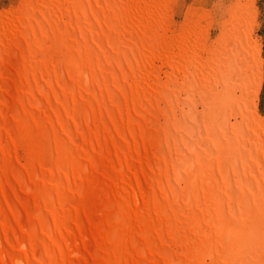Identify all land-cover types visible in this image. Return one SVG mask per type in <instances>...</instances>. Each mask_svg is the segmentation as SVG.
Instances as JSON below:
<instances>
[{
  "label": "bare ground",
  "instance_id": "1",
  "mask_svg": "<svg viewBox=\"0 0 264 264\" xmlns=\"http://www.w3.org/2000/svg\"><path fill=\"white\" fill-rule=\"evenodd\" d=\"M242 19H234L216 72L231 68L229 83L235 89L244 85L245 95L231 94V86L217 92L218 77L203 76L201 50L188 53L186 39L166 55L159 19L140 16L134 0H45L41 7L28 0L17 25L0 21V264L229 263L221 252H234L241 231L235 240H225V228L237 227L229 226L228 220L221 225L228 219L225 201L218 193L212 209L199 192L201 187L196 190L193 184L188 164L198 157L200 142V146L192 143L194 147L191 140L183 144L180 157L174 150L165 153L168 145L162 140L155 163L147 154L152 140L162 139L165 132L159 118L174 97L170 86L178 81L187 88L185 101L198 92L206 100L220 95L221 101L239 103L242 119L232 121V128L239 138L249 137L251 151L254 146L260 151L257 161H264V129L255 123L259 73L248 51V22L245 25ZM54 55L60 65L58 78L47 67ZM78 79L87 93L85 103L77 93ZM226 145L222 159L232 157L233 141ZM221 148L220 143L214 145L217 153ZM19 150L32 158L25 175L16 162ZM44 150L52 164L50 176L39 172L38 154ZM210 152L213 158L216 152ZM262 174L264 184V166ZM225 184L234 202V188ZM218 210H222L220 223ZM209 224L215 225L213 232L206 231ZM43 231L47 238H42Z\"/></svg>",
  "mask_w": 264,
  "mask_h": 264
},
{
  "label": "rangeland",
  "instance_id": "2",
  "mask_svg": "<svg viewBox=\"0 0 264 264\" xmlns=\"http://www.w3.org/2000/svg\"><path fill=\"white\" fill-rule=\"evenodd\" d=\"M27 2H28V0H0V21L3 20L7 25H9L11 27L17 25L18 24V18L20 16L21 12L23 11L24 6L26 5ZM44 2H45V0H35V4L38 7H41L44 4ZM134 2L139 7V15L140 16H144L145 18H149V17L153 16L154 19H159L160 25L163 27L162 32L164 34V41H165L164 43H165V47H166L165 48L166 49V52H165L166 55L172 54L173 49L175 47L177 48L182 43V40L186 39L185 41L187 42V45H188V47H187V52L189 51L188 53H190L191 50L194 48L197 50L198 49L201 50V59H202L203 68H204L203 76H207V74L210 73L212 79H213L214 75H215V77H218L217 80H215V78H214V81H217L216 82L217 86L215 87L216 91H217V89H218V91H222V89L225 90V87L231 86V88H230L232 91L231 94L236 93V94L245 95L246 94V88L244 87V85L242 86V88L235 89V87L233 85H231V83H229L230 82L229 81L230 76L233 75V71L231 70V68H230L229 72H228V70H222L221 69V71H223L222 74L220 73L219 70H217L219 73L216 72L220 57L223 53V50H224V47H225V44L227 41L226 36L228 35V32H229L230 28L232 27V24L234 23V19L236 18V16H239L240 18L243 17L242 23H244L246 25V23L248 22L247 30H246V33H247L246 34L247 35L246 41L248 44V51H249L250 56L256 61L258 73H259V75H258L259 89H258V94H257L256 100H255V123L264 129V0H134ZM236 23H237V21H236ZM157 64H159V63L157 62ZM47 67L53 72L54 76L56 78H58V74L60 71V65H59L57 56L54 55L52 57H49ZM162 69L164 70V68H162ZM167 70L168 69L165 68L164 71H167ZM187 73H188V76H190V73L189 72H187ZM91 74H92V72H90V76H91ZM44 77L46 78V75H44ZM164 78H166V77L164 76ZM70 81H71L70 79H69V81H67L69 83L68 84L69 89H70ZM77 82H78L77 83V93H79L78 95H79L80 99L85 103L87 101V97H86L87 93L84 89L82 81L80 79H78ZM177 82L175 83V86H170L171 94L174 93V97H173L174 99L172 98V100L174 102H172V100L171 101L169 100L166 103V107L168 106L167 110L165 109L166 113L164 112V115L159 118L160 119V122H159L160 127H164L165 132L162 134V139L154 138V140H152L153 141L152 147H151L152 149L150 150V152H148L149 154H147L148 158L153 163L157 162V160L160 158L161 153H162V151H161V149H162L161 144L163 143V142H161L162 140L164 141V143H163L164 145H168V146H166L165 153L170 154V153H173V150H174L175 153L178 152V154H180V157L182 156V152L181 153H179V152L181 151L183 144H185V143L188 144L187 142H189V140H191V143L189 142V145L190 146L192 145L191 147H194L193 144L195 145V144H198L200 142L201 146L198 144L200 146V150H199L200 153H198V155H197L198 157L195 160H192V162L189 161V164H188V168H189L188 171H189V173H191V177L194 180L193 184L196 183L194 185L195 187L197 186L196 190H199L201 187L202 191L199 190V192H202L203 196L206 195L205 196L206 197V199H205L206 204L208 206H211L212 209H213V205H215L214 204L216 202L215 197H217L218 193L221 195L222 200L225 201V203L227 205V209H228V214L226 217L224 216V214L221 216H224L225 218H228V219H226L224 221L222 220L223 223H225V224H223L221 221V223H222L221 225H227V222H225V221L228 220L229 226H230V223L237 226V227H235L236 228L235 231L230 230L229 227L227 229L225 228V236H224L225 240H228V239L229 240L230 239L235 240L237 238L236 237L237 232H239L238 230L241 231V237L237 240L238 243L236 242L235 247L233 245V247L235 248V249L233 248L234 252L233 251L226 252V250H225L224 252H221V257H223V259L228 257L229 258L228 264H238V263L239 264H248V263L249 264H264V261H263V259H264V212L262 211V210H264V208H263V206H264V202H263L264 184H262V178H263L262 173H263L264 161L260 160L261 163L259 161H257V158L259 156L260 151H259L257 146H254L255 151H253V150L251 151V146H249L251 144V142H249L250 141L249 137L244 134L243 136H240V138H241L240 139L239 136H237L235 129H233L235 126V124L233 122H236V120L240 121L242 119L241 118L242 116L240 114L241 113L240 112L241 111L240 110L241 105L239 103H234L232 100L231 101L230 100L229 101H224V100L221 101L222 96H220V95H218L216 97H211V95H210V96H208L209 99L206 100L207 97L206 96L202 97L201 95H198V92H195L194 95L191 94V95H193L192 97L195 99L192 98L190 101H185L184 97H186L188 95V92H186L187 88H184V86H182L181 83H177ZM201 84L204 86L206 83H205V81L202 80ZM221 86H222V88H221ZM174 88L177 92L173 90ZM178 91H180V92L178 93ZM99 92H98L99 94L103 93V91H100V90H99ZM175 93H178V94L175 95ZM196 95L198 96L197 98H196ZM180 97H181V99H180ZM177 98H179V99H177ZM223 98H224V95H223ZM200 99H203V100H200ZM182 100H184V101H182ZM191 101L194 103H192ZM219 101L222 104H220ZM107 104L110 106V102H108ZM209 104L211 106H213V108ZM224 104H225V106L227 105L226 108H225V106H221ZM160 105L165 107V104H163V102H161ZM206 106H208V107H206ZM177 107H178V110H176V112H175V109H177ZM180 107L183 108V110ZM189 107H191V108H189ZM220 107L222 108V111H221ZM172 108H174V109H172ZM192 108L194 109V111L192 110ZM209 108H211V109H209ZM228 108H230V109H228ZM182 112L184 114V117L186 116V118H184L182 116L183 115ZM226 113H228L227 114L228 116L230 115L229 116L230 118L228 116H226ZM168 114H169V116H168ZM189 114H191V115H189ZM179 117L182 119H180ZM161 119L164 120L165 122L161 121ZM103 120H105V118H103ZM228 120H229V122H227ZM119 121L117 120L118 123H119ZM204 121L207 123H203ZM164 123H165V125H164ZM187 123L188 124L190 123V124L188 125ZM168 124H169V127H168ZM217 125H219V126H217ZM206 126H208V128ZM232 126H233V128H232ZM173 127H175V129ZM180 127L183 129H181ZM170 128H171V131L168 130ZM215 128L217 131L215 130ZM243 130L241 129V132ZM183 131H185V132L182 134ZM190 131H192V133ZM201 131H202V133H200ZM205 131H207V132L205 133ZM185 133H186V135H185ZM223 133H225V134H223ZM242 133H244V132H242ZM172 134H173V136H172ZM78 135L79 134L75 135V138L77 139V141L80 140V135L79 136ZM227 137H229V138H227ZM174 139H176L175 140L176 142L174 141ZM178 139H181V140H178ZM228 141H233V147L234 148H233V150L230 148V150H232V152L230 151V153H232V157L227 155L226 157H223V159H222V156L225 155L224 154L225 153L224 151L226 150L225 146H227L226 144ZM216 143L217 144L220 143V146L223 148V149L221 148L218 153H217V150H214V145H217ZM248 143H249V145H248ZM153 144L154 145L156 144V145L154 146ZM177 144H179V145L177 146ZM241 145H242V148H241ZM204 146H206V147L209 146V147H207V149L204 150ZM171 148H172V151L170 152L169 150H171ZM209 149L210 150L212 149V151L216 152V153L213 152L214 153V155H212L213 158H210L211 152ZM153 150H155V151H153ZM207 150H209V151H207ZM204 151H205V153H204ZM237 153H239L240 155L239 154L237 155ZM250 153H252V154H250ZM25 155H26V157H25ZM38 156H39L38 157L39 172L41 173V175L50 176L52 173V164H51L47 150H44L41 154H38ZM240 156H241V158H243L245 160L241 159ZM245 157L248 158L249 160L251 158L250 161H252L253 163L250 162ZM30 158L31 157L27 156L26 152L23 150H19L17 152V156H16L17 161L16 162L20 165V167L22 168V171L24 170L22 173L23 175H25L28 171V167H29L28 164L31 163V161H32V158L31 159ZM214 158H216V159H214ZM239 159L241 161H239ZM197 161L199 162V164ZM248 161L250 163H248ZM256 161H257V163H256ZM201 163L203 165H201ZM240 164H241V166H239ZM230 165H232V166H230ZM251 165L254 169L252 167L250 168ZM176 166L177 165H175V168H176ZM244 166L246 167L245 169L243 168ZM197 167L199 170L197 169ZM258 167H260V168H258ZM210 169H212V171H210ZM235 170H236V172H233ZM244 170H245V172H244ZM175 171H177V170L175 169ZM207 171H208V173H207ZM230 171H231V173H230V175H228L229 174L228 172H230ZM218 172L220 175L218 174ZM247 172L249 175L246 174ZM175 174H176L175 175L176 179H180V177H181L180 173L175 172ZM251 174H252V176H250ZM223 176H226L227 178L223 177ZM231 176H232V178H231ZM228 177L230 178V180L228 179ZM225 178L228 180H226ZM239 179L243 180V183ZM201 180H202V182H201ZM225 182H226V184H225L226 186L230 185L232 188H234V189H232L233 194H231V197L233 198L234 202L230 199L229 190H227V188L224 186ZM245 182H247V183H245ZM200 183H202V184H200ZM237 183H238V186L240 185V183L242 186L240 185L238 187ZM212 184L214 185V187ZM219 185H220V187H219ZM208 188H209V190H208ZM236 189H238V190H236ZM206 191H207V193L205 194ZM208 194H210V195H208ZM213 194H215L214 198H211V197H213V196H211ZM241 194H242V197H241ZM246 194H248V195H246ZM258 194H262V195H258ZM254 195H255V197H254ZM207 196L208 197L211 196V197L208 198ZM244 196H245V198H243ZM230 200H231V202H230ZM242 200H243V202H242ZM245 200H246V202H245ZM256 200H257V202H256ZM261 201L263 203H261ZM234 203H235V205H234ZM248 204H250L252 207L249 206ZM260 204H262L260 206L261 208L258 207ZM231 207L234 209H231ZM258 209H262V210H258ZM49 210L51 211V209L49 207H47L46 211L48 212ZM88 210L89 209L87 208L86 215H84V218H85L84 224L85 225H87L89 223V216L87 214ZM220 213L222 214V210H218V212L216 211V215L219 216V218H218L219 223H220ZM246 215H247V217H246ZM224 217H222V218H224ZM229 217H231V218H229ZM214 218H215V216H214ZM251 218L255 221L251 220ZM248 224H249V226H248ZM214 227H215L214 224H213V226H210V224H209L208 227H206V231L208 232V230L211 229L213 232ZM226 231H227V233H226ZM215 234H217V233L214 232L212 235V238H214ZM41 236L43 239L47 238L46 231H43ZM209 237H211V234L209 235ZM227 237H230V238H227ZM215 238H217V236H215ZM211 240L212 239H210V241ZM213 242H215V241L213 240ZM169 243L170 244L168 245V247L170 249H172L173 244H172V242H169ZM32 244H30V245L32 247V250H34L35 246H34V244L33 245ZM244 247H245V249H244ZM260 248L261 249L263 248L262 251ZM236 256H237V258H236ZM258 261L259 262L261 261V262L259 263Z\"/></svg>",
  "mask_w": 264,
  "mask_h": 264
}]
</instances>
